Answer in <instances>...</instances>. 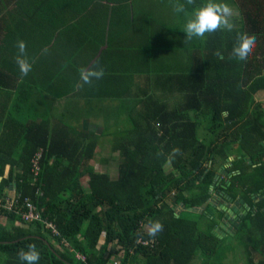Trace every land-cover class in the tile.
<instances>
[{
    "label": "trees",
    "instance_id": "trees-1",
    "mask_svg": "<svg viewBox=\"0 0 264 264\" xmlns=\"http://www.w3.org/2000/svg\"><path fill=\"white\" fill-rule=\"evenodd\" d=\"M159 1L166 10L181 0ZM224 1L230 11L193 1L195 33L184 35L142 10L157 28L121 52L115 31L134 27L136 0H0V199L13 189L59 232L1 207L0 264H109L121 253L122 264H230L238 246L243 264H264V0ZM48 33L39 47L51 64L21 42ZM119 58L133 63L120 71ZM79 97L75 115L65 108L52 121L53 103ZM91 117L111 137L114 179L93 165L103 136ZM222 201L241 204L226 229ZM195 208L211 220L205 229Z\"/></svg>",
    "mask_w": 264,
    "mask_h": 264
},
{
    "label": "rangeland",
    "instance_id": "rangeland-1",
    "mask_svg": "<svg viewBox=\"0 0 264 264\" xmlns=\"http://www.w3.org/2000/svg\"><path fill=\"white\" fill-rule=\"evenodd\" d=\"M193 1H197V0H193ZM193 1L191 0H181L179 5L176 6H170L168 9L164 10L161 9L159 10L156 15H157V19H159L160 21H163L164 23H166V26L169 29H175L178 32H183L184 33H195V29L188 23V19H190L192 16V12L190 10V7L194 6L193 5ZM207 2H209L211 5H214L216 7H220L222 6V12L223 11H230V8H232L229 4H227L224 0H207ZM184 5V6H183ZM200 7V12L198 13V17H197V24H205L207 21V12L205 10V4H197ZM203 10V11H202ZM233 11V10H232ZM231 11V12H232ZM204 12V13H203ZM231 14V13H230ZM202 28V26H200V29ZM169 35V34H168ZM90 45V44H89ZM190 66L193 65V62H191L190 60ZM115 66L120 70L123 71V67L125 66L124 63L121 62V58H119L116 63ZM142 68H144L142 66ZM140 77L139 74H137V79H141L138 78ZM40 102H43V100H39ZM80 101H84V103L86 104L87 101L85 100V98H70L66 101H64L62 104L58 105V109L60 110V112H58L57 109H54L52 111V121L55 118H58L59 116L63 115L65 108H71L73 109L74 115L76 114V109L77 107L81 106V102ZM98 105V101L95 102ZM175 101H171L170 105H174ZM38 110L40 111H44L45 105L43 104H38ZM101 119H98L97 117H91V123H95L98 126H94L93 129L96 131V133L98 135L101 134L102 130H103V117H100ZM69 123V122H68ZM73 125L76 127H84V128H88V125H84L83 122L80 124L76 122H73ZM114 123L110 122V126L108 127L111 132H113V130L115 129ZM200 133H203V126L200 130ZM101 137L100 140V146L97 149V155L95 157V160L93 161V165L96 166L98 171H102V172H107L110 177L112 179L118 177V169H119V162H118V157L111 152V137L110 136H104ZM167 172H170L172 169L171 165L168 164L166 166ZM15 191H12L9 193V195H15L14 194ZM201 209V211H192L193 213H198L200 215V217H198V221L199 224L201 225V227L203 229H205L207 226H209L211 224V220L209 219V216L206 214L204 210V208H199ZM178 211H182V207H178L177 208V212ZM214 215L216 214L215 212L213 213ZM208 216V217H207ZM225 219H221L220 218V223L222 221H224ZM219 223V227L221 226V224ZM218 229V227H217ZM216 232H222L217 230ZM102 244V242H101ZM100 244V247H101ZM238 253L234 251H232L229 256H228V260L230 264H243L244 262L242 261L243 258H247L249 257V254L247 256L246 254V250L245 247L243 246H238ZM242 250L243 253L242 254ZM239 251H240V255H239ZM112 252L114 253L115 250L113 249ZM253 260L257 261L260 257L255 255L252 256Z\"/></svg>",
    "mask_w": 264,
    "mask_h": 264
},
{
    "label": "crops",
    "instance_id": "crops-1",
    "mask_svg": "<svg viewBox=\"0 0 264 264\" xmlns=\"http://www.w3.org/2000/svg\"><path fill=\"white\" fill-rule=\"evenodd\" d=\"M136 7L137 9H139L140 11V15H139V18L136 22V24L134 25V27H136L134 29V27L132 28L131 26V29H128L126 32H123V30H121V33L120 32H117L115 31V36L117 37V39L115 40H118V44H115L116 46H118V48H120L123 52L125 49H124V46H128V47H131V46H142V36H147V34L150 32V31H153L155 28H157V25L156 22L154 21H148L146 19V15L142 17L141 13H142V10H149V14L154 16L155 19L157 18V15L156 13L158 12V8L156 7L160 1L159 0H136ZM78 4V2H77ZM92 17V23H96L98 22L99 23V20H98V16L97 14L95 13L94 15L91 16ZM95 21H94V20ZM63 17L61 18V22L63 21ZM48 28H50V23H48ZM136 33V34H135ZM130 35V36H129ZM129 36V38H128ZM98 38H100V36L98 35ZM97 38L96 36V40L98 41L99 39ZM49 40H50V33L48 34H45V35H40L39 37H37V40L36 38L32 37V38H28V37H25L23 38V40L21 42L24 43V47L23 48H26V50H30V51H33L34 53V49L36 51H38V49H42V57L44 59H47V63L51 64L55 61V58H54V55L52 54L51 52V48H40L39 45H40V42L42 43V46H44V42L47 41V43H49ZM37 41V42H36ZM20 41H18L19 43ZM16 44V43H15ZM62 43L60 44V47H62ZM88 46L89 47V42L83 44L82 46L79 47L78 51L83 55V56H88V54H86L84 52V48ZM107 45H105L104 47H106ZM188 54V53H187ZM138 55L142 56L141 54L138 53ZM131 61H126L125 58H123V61L122 63H124L125 65L126 64H129ZM133 63V60L132 62ZM66 101V100H65ZM64 102V100H63ZM81 102V101H80ZM60 102H56V103H53L54 105H60L59 104ZM104 131V128L101 132L100 135H102ZM215 197L219 198L217 195H219L218 193H215L213 191ZM213 196V197H214ZM212 197V199H213ZM216 199V198H215ZM215 201V200H214ZM221 204H223V208L224 210H226V218L224 221H222L220 224H221V228L223 229H226L227 226H226V222H227V218L230 217V216H235L234 212L235 211H238L240 208H241V204L237 201L235 202H232V203H225L224 201L221 202ZM229 219V218H228ZM219 227V226H218ZM219 227V228H220ZM221 230V229H220ZM219 230V231H220ZM222 231V230H221ZM224 232V231H222ZM219 234H222L223 233H219Z\"/></svg>",
    "mask_w": 264,
    "mask_h": 264
},
{
    "label": "built area",
    "instance_id": "built-area-1",
    "mask_svg": "<svg viewBox=\"0 0 264 264\" xmlns=\"http://www.w3.org/2000/svg\"><path fill=\"white\" fill-rule=\"evenodd\" d=\"M42 157L41 153H38L36 155V158L33 160V173L36 177L40 175V166H39V161ZM5 204H3V201L0 199V208L3 207L4 209L11 211L12 213L19 214L22 216V221L26 224L29 223H43L46 226L47 230H50L53 236H58L59 232L57 231L56 227L53 224L50 223H45L41 217V214L39 213L38 209L36 206L29 200H25L24 205L19 206L18 205V199L17 196H13L12 199L6 198ZM21 208L25 209V212L20 210ZM143 245H147L148 242H144L142 240L139 241ZM124 254L121 253L118 257L113 258L109 264H122V259H123ZM78 259L82 260L85 262V258L82 256H78Z\"/></svg>",
    "mask_w": 264,
    "mask_h": 264
},
{
    "label": "water",
    "instance_id": "water-1",
    "mask_svg": "<svg viewBox=\"0 0 264 264\" xmlns=\"http://www.w3.org/2000/svg\"><path fill=\"white\" fill-rule=\"evenodd\" d=\"M216 178L218 179L219 178V176H216ZM213 191H214V189L212 188L211 189V191H210V194H212V197L214 196V194H213ZM215 200V196L213 197V199H212V201H214ZM211 202V201H210ZM180 207H182L181 205H180ZM191 211H201V209H198V208H195V209H192ZM180 213V211H178V214ZM177 214V215H178ZM48 244V243H47ZM49 245V244H48Z\"/></svg>",
    "mask_w": 264,
    "mask_h": 264
},
{
    "label": "flooded vegetation",
    "instance_id": "flooded-vegetation-1",
    "mask_svg": "<svg viewBox=\"0 0 264 264\" xmlns=\"http://www.w3.org/2000/svg\"><path fill=\"white\" fill-rule=\"evenodd\" d=\"M214 195H216V194H214ZM215 198H216L215 201H216V200H219V198H217V197H215ZM228 203H229V202H228ZM229 204H230V203H229ZM228 218L231 219V217H228Z\"/></svg>",
    "mask_w": 264,
    "mask_h": 264
}]
</instances>
